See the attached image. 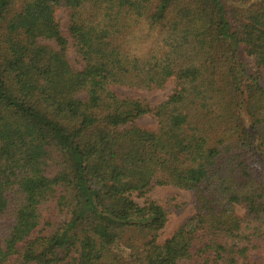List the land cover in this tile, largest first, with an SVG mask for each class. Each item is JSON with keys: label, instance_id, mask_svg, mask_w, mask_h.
I'll return each instance as SVG.
<instances>
[{"label": "trees", "instance_id": "obj_1", "mask_svg": "<svg viewBox=\"0 0 264 264\" xmlns=\"http://www.w3.org/2000/svg\"><path fill=\"white\" fill-rule=\"evenodd\" d=\"M260 151L264 0H0V264H264Z\"/></svg>", "mask_w": 264, "mask_h": 264}, {"label": "rangeland", "instance_id": "obj_2", "mask_svg": "<svg viewBox=\"0 0 264 264\" xmlns=\"http://www.w3.org/2000/svg\"><path fill=\"white\" fill-rule=\"evenodd\" d=\"M55 19L62 32L66 34L69 25V11L64 7L57 8L55 10ZM47 44L53 45L51 42H47ZM66 57L74 70H81L83 68V62L76 54L72 45L67 49ZM242 59L246 61V56L244 54H242ZM174 87V81L170 80L163 89L151 92H136L121 86L115 87V90L119 95L143 99L150 107H156L167 99L172 93ZM79 96L83 97L84 93ZM135 125L155 130L157 128V119L153 115L146 114L136 119ZM256 165L264 172V151L259 152L256 159ZM146 199L163 201L168 211V221L159 234L158 239L160 242L169 238L182 223L192 217L195 213V197L190 190L180 189L174 186H155L149 191ZM135 201L140 205L144 204L143 198L136 197ZM244 212V209L237 208V213L240 216H242Z\"/></svg>", "mask_w": 264, "mask_h": 264}, {"label": "clouds", "instance_id": "obj_3", "mask_svg": "<svg viewBox=\"0 0 264 264\" xmlns=\"http://www.w3.org/2000/svg\"><path fill=\"white\" fill-rule=\"evenodd\" d=\"M144 23H145V26H147V21H145Z\"/></svg>", "mask_w": 264, "mask_h": 264}]
</instances>
